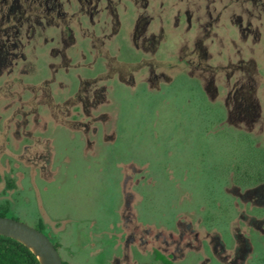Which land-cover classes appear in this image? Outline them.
<instances>
[{
  "label": "rangeland",
  "instance_id": "1",
  "mask_svg": "<svg viewBox=\"0 0 264 264\" xmlns=\"http://www.w3.org/2000/svg\"><path fill=\"white\" fill-rule=\"evenodd\" d=\"M142 38L152 40L146 50ZM187 61L198 65L211 95L251 92L264 107V0H0L2 217L41 226L62 262L117 264L120 206L130 203V217L137 211L164 220L181 183L151 176L150 167L143 178L124 177L120 166L137 156L135 142L150 137L153 121L167 122L168 100L181 112L187 100L197 106L200 74ZM110 70L120 79L135 75V84L160 74L171 82L155 84L151 96L146 86L98 78ZM77 76L90 86L79 91ZM226 77L230 83L220 84ZM44 80L54 81L43 93ZM158 91H168V100ZM67 100L74 104L64 107ZM97 120L109 121L117 141L90 158L85 135L60 124ZM247 131L257 137L259 128ZM38 136L49 139L50 154ZM96 137L101 141V132ZM149 151L141 164L152 163L157 153ZM185 184L197 193L204 186Z\"/></svg>",
  "mask_w": 264,
  "mask_h": 264
},
{
  "label": "flooded vegetation",
  "instance_id": "2",
  "mask_svg": "<svg viewBox=\"0 0 264 264\" xmlns=\"http://www.w3.org/2000/svg\"><path fill=\"white\" fill-rule=\"evenodd\" d=\"M190 40L185 38L184 44L196 45ZM141 42L143 47L152 45V40L147 38H142ZM185 62L183 59L182 63ZM187 63L200 74L195 96L197 106L187 100L181 112L168 105V91L165 94L158 91L168 100L167 122L153 121L150 137L135 142L137 156L120 166L124 177L142 174L143 178L150 167L151 176L179 178L181 183L173 186L169 214L164 220L145 219L139 217L137 211L131 212L130 217V203L120 206L117 264H264V107L257 105L251 92L219 94L215 91L211 95L204 88L205 76L198 71V65ZM141 64L151 66L143 61ZM126 76V79H120L112 73L98 78L130 88L146 86V92L150 94L153 87L158 90L159 86L155 84L168 87L171 82L162 74L138 76V84H135V75ZM227 77L221 79L220 84L230 83ZM44 81L41 85L43 93L54 80ZM77 82L79 91L90 86L89 80L78 76ZM211 82L214 83L213 78ZM90 92L89 89L90 96L85 98L91 97ZM217 101L222 105L215 106ZM64 104V107L73 105L74 101L67 100ZM89 109L92 110L91 103ZM180 116L181 123L178 121ZM108 122L97 120L60 125L85 135L83 146L91 158L100 146L105 151L117 141L115 129ZM248 128L250 132L259 128L257 137H248ZM40 129L46 131L44 125ZM241 129L246 130L245 136L237 135L236 131ZM163 130L166 137H161ZM99 132L101 141L96 137ZM25 135L30 139V135ZM48 140L38 136L44 155L50 154ZM145 150H150V155L151 151L157 153L152 155L151 164L149 161L141 164L145 156L141 153ZM188 179L192 183H203L199 193L189 190L185 184Z\"/></svg>",
  "mask_w": 264,
  "mask_h": 264
},
{
  "label": "water",
  "instance_id": "3",
  "mask_svg": "<svg viewBox=\"0 0 264 264\" xmlns=\"http://www.w3.org/2000/svg\"><path fill=\"white\" fill-rule=\"evenodd\" d=\"M0 237L25 247L38 264H63L53 243L41 231L21 222L0 216Z\"/></svg>",
  "mask_w": 264,
  "mask_h": 264
},
{
  "label": "trees",
  "instance_id": "4",
  "mask_svg": "<svg viewBox=\"0 0 264 264\" xmlns=\"http://www.w3.org/2000/svg\"><path fill=\"white\" fill-rule=\"evenodd\" d=\"M8 205L0 206V216H5ZM42 227H39L41 231ZM57 249V246L53 244ZM0 264H38L35 257L19 243L6 238L0 237ZM63 264H67L63 262Z\"/></svg>",
  "mask_w": 264,
  "mask_h": 264
}]
</instances>
